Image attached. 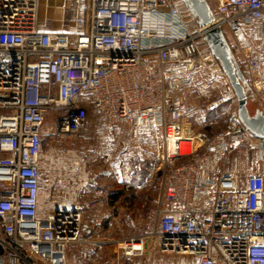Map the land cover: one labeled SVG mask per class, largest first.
Returning <instances> with one entry per match:
<instances>
[{
	"label": "built area",
	"instance_id": "2783aa9c",
	"mask_svg": "<svg viewBox=\"0 0 264 264\" xmlns=\"http://www.w3.org/2000/svg\"><path fill=\"white\" fill-rule=\"evenodd\" d=\"M75 1V30L48 31L40 0H0V264H84L83 250L97 264L108 246L114 256L103 264H132L144 252L145 237L109 240L85 219L96 202L81 196L100 181L89 164L94 156L106 164L109 144L46 148L51 131L87 139L119 122L124 168L142 160L141 131L156 140L161 194L148 234L163 253L187 257L167 264H264V169L222 168L244 145L264 160V138L238 114L208 135L184 111L198 91L195 73L217 79L220 70L202 29L189 25L180 0ZM213 3L214 24L245 42L258 89L262 58L248 44L264 35V0ZM236 100L231 86L208 109Z\"/></svg>",
	"mask_w": 264,
	"mask_h": 264
},
{
	"label": "rangeland",
	"instance_id": "374dc122",
	"mask_svg": "<svg viewBox=\"0 0 264 264\" xmlns=\"http://www.w3.org/2000/svg\"><path fill=\"white\" fill-rule=\"evenodd\" d=\"M208 1L210 2L212 9H214L213 0ZM179 5L185 13L189 25L192 26L194 30H199V25L197 24L196 19L191 16L182 0H180ZM75 16L76 12L74 9L70 8L66 11L64 19L67 24H70L75 19ZM224 33L240 67L244 69L243 72L254 92L248 101V107L251 113H254L257 108L264 111V35H253L251 40H249L250 44H248L251 46L252 50L262 58V81L259 84L260 87H258V90L255 87L254 80L251 78L245 59L243 49L245 42L239 43V40L242 39L236 38L227 27H224ZM219 66L220 70L217 79L213 77L211 78L200 72L195 73L196 75L194 77L196 78L195 81L198 91L188 102L185 103L184 111L188 121L197 131H205L207 123L209 122L207 119L210 118L212 123H215L217 119L219 120L217 125L219 132H216L215 134L221 133L228 128L230 123H227L226 125V123H224L225 121L222 123L220 119L224 117L227 118V121L229 119L231 122L232 117L237 114V100L235 102H228V105L221 106L222 108L224 107V109L218 107L222 109V111L218 112L216 115L215 110L218 108L213 110L208 109L209 102L220 97L226 89L231 87L226 73L223 71L220 64ZM197 75L202 76L200 77L201 80L197 79ZM54 124L55 122L53 118L48 119V128H54ZM52 133L53 131L50 132L46 141V148L48 150L51 148L59 150L65 148L67 145H72L74 148L80 150L85 148L88 143L92 142H107L109 144L110 154L108 162L103 164L101 160H98V156H94L89 164L100 174L98 186L94 193L89 194L91 200L94 198L91 202H96L95 206H90V212H96V219L100 218V221L95 220V226L100 230L102 235L109 240L123 239L128 236L145 237L146 246L144 252L133 257L132 261L127 263L144 264V261L149 260V264H167L187 259V257L183 255L163 253L159 249L157 238L148 234L152 231L155 225L157 200L161 194V180L159 173L157 172L158 162L155 153L156 140L149 134L150 131H141L138 134V145L142 153V160L138 167L131 169L122 166V161L119 156L120 140L127 133V125H122L121 122L115 127L105 125L100 131L91 133L87 139L77 135H71L61 139L54 136ZM153 166L157 169L155 170ZM222 168L236 170L244 175L250 171L264 169V160L258 158L255 146L244 145L236 147L230 152L228 158L223 161ZM125 169H127V172H124ZM128 179L129 181H127ZM117 194H119L117 198L113 199V195ZM99 200L101 201L100 205L98 203ZM86 222L91 225L94 223L91 220H86ZM109 247L110 246L103 251L105 254H102L103 252L99 254V261L97 264L106 261H104V255L108 256V259L114 256V253L109 250ZM22 262L28 264L25 261ZM34 264L43 263L36 260L34 261Z\"/></svg>",
	"mask_w": 264,
	"mask_h": 264
},
{
	"label": "water",
	"instance_id": "95a60500",
	"mask_svg": "<svg viewBox=\"0 0 264 264\" xmlns=\"http://www.w3.org/2000/svg\"><path fill=\"white\" fill-rule=\"evenodd\" d=\"M203 31V37L226 73L237 98V114L255 136L264 138V111L251 113L248 101L254 94L223 29L214 24L215 15L208 0H182Z\"/></svg>",
	"mask_w": 264,
	"mask_h": 264
},
{
	"label": "crops",
	"instance_id": "0c3cea01",
	"mask_svg": "<svg viewBox=\"0 0 264 264\" xmlns=\"http://www.w3.org/2000/svg\"><path fill=\"white\" fill-rule=\"evenodd\" d=\"M74 9L75 12H77V2L75 0H40V28L43 30L48 31H74V20L67 24V22L64 19V15L68 9ZM204 76V75H203ZM200 75L197 76L198 80L200 79ZM120 123V122H119ZM230 123V121H228ZM121 124L126 125L124 122H121ZM229 126V125H228ZM96 188H89L86 190L81 198L86 199L88 201L91 200V197L89 194L94 193ZM92 190V191H91ZM88 194V195H86ZM99 205L101 204V201L99 200ZM90 206H86L84 210L85 219L87 221L92 220H99L100 218L96 219V212L91 213L90 212ZM102 254H105L104 252ZM108 259V256L104 255V261ZM81 262L84 264H88L87 260V250H83L81 252ZM103 264V262L101 263Z\"/></svg>",
	"mask_w": 264,
	"mask_h": 264
},
{
	"label": "trees",
	"instance_id": "16d2710c",
	"mask_svg": "<svg viewBox=\"0 0 264 264\" xmlns=\"http://www.w3.org/2000/svg\"><path fill=\"white\" fill-rule=\"evenodd\" d=\"M242 70H244L243 68H241ZM229 103L227 102L226 104H224V105H222V106H225V105H228ZM221 107V106H220ZM222 108V107H221ZM222 109H224V107L222 108ZM222 109H220V108H218V109H216L215 110V115L216 114H218V112H220V111H222ZM214 113V112H213ZM228 114V113H227ZM229 115V114H228ZM227 115V116H228ZM207 121H209L208 123H207V127L205 128V131H203L204 133H206V134H208V135H214L216 132H219L218 131V129H217V125H218V123H219V120L217 119V121L214 123H212L211 122V120H210V118H208L207 119ZM220 121L223 123V121H225L224 123H226V125H227V123H228V121H229V119H228V121H227V118H222V119H220ZM123 193V192H122ZM119 194H117V195H113V199H115V198H117V196H118Z\"/></svg>",
	"mask_w": 264,
	"mask_h": 264
}]
</instances>
